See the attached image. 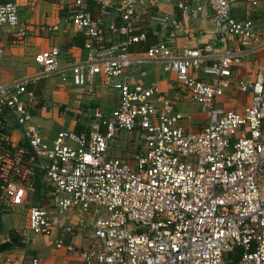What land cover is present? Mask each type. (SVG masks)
Returning a JSON list of instances; mask_svg holds the SVG:
<instances>
[{
  "label": "built area",
  "instance_id": "1",
  "mask_svg": "<svg viewBox=\"0 0 264 264\" xmlns=\"http://www.w3.org/2000/svg\"><path fill=\"white\" fill-rule=\"evenodd\" d=\"M150 1L162 0H123L116 7L121 24L106 27L110 0H73L69 23L85 38V58L63 63L59 49L51 47L34 56L40 74L0 81V194L19 199L33 193L36 170L44 186L45 199L28 209L18 236L28 242L56 232L88 234L84 247L54 242L56 249L76 254L79 264H264V75L233 79L244 59L264 48V23L236 19L237 0L190 6L164 0L193 19L212 21L223 46L174 51L165 40L135 51L144 40V15L160 26H178L171 15L148 12ZM246 1L264 9V0ZM89 3L99 8L96 18ZM4 27L14 38L27 36L13 2L0 3V35ZM106 31L117 38L105 43ZM145 63H160L174 74L178 88L204 114L203 127L186 128L190 115L155 83L146 85L129 72ZM98 73L117 92V106L109 114H91L87 131L62 130L47 141L30 122L39 103L30 86L57 76L88 87ZM231 92L249 97L241 111L220 105ZM9 120L21 131L17 141ZM121 133L136 138L132 161L110 153ZM74 215V223L66 222ZM237 248L238 259L226 260ZM0 264L23 262L3 255ZM29 264H40V258Z\"/></svg>",
  "mask_w": 264,
  "mask_h": 264
},
{
  "label": "crops",
  "instance_id": "2",
  "mask_svg": "<svg viewBox=\"0 0 264 264\" xmlns=\"http://www.w3.org/2000/svg\"><path fill=\"white\" fill-rule=\"evenodd\" d=\"M111 6L105 15V25H120L116 7L123 0H110ZM149 2V0H145ZM188 6L197 4L200 0H176ZM13 2L18 8V19L21 26L27 30L25 38H14L7 27L2 29L0 35V81L10 82L40 74L42 68L34 61V56L51 47H56L60 52L61 62L80 61L85 58L84 36L74 31L69 23V16L74 13L73 0H6ZM152 2V1H150ZM148 12H161L173 16L178 26L167 28L148 21L143 16L142 28L144 40L134 46L135 51H143L145 48L158 41L167 40L174 51H179L184 46L191 48H202L208 44L223 46L219 40L217 26L210 20H197L191 18L187 13L183 14L176 6L167 1L152 2ZM87 10L96 18L99 8L89 3ZM141 11V10H140ZM232 15L236 19L251 18L258 25H263L264 9L251 7L246 0H237L233 6ZM41 26L57 27L56 31H40ZM107 30V29H106ZM117 36L105 32L104 41L109 43ZM104 43V44H105ZM232 46L236 42L230 40ZM253 48L255 44H248ZM134 76L144 84L155 83L158 88L166 92L170 99L174 100L175 107L184 114L190 115V119L184 122V126L190 130H198L204 125V116L199 127H190L191 114L187 112L184 104H181V93L172 72H165L160 63H145L135 65L131 71ZM257 73L264 75V48L257 49L244 59L242 66L234 72L235 81L252 79ZM30 88L34 89L39 103L31 109L30 122L38 127L42 136L50 141L59 131H87L89 116L95 111L109 114L118 103L117 92L105 86L101 75H96L95 81L88 87H76L70 81L61 82L57 76L40 77ZM184 93V92H183ZM185 94V93H184ZM228 95V96H227ZM221 100V106L229 110L235 107L241 111L249 102V97H242V104H231L232 100L226 101L229 93ZM186 96V95H185ZM187 98V97H186ZM189 102V101H188ZM192 104V103H190ZM244 104V105H243ZM243 105V106H242ZM197 115V114H196ZM87 121V123H86ZM9 131L13 140L21 138V131L15 123L9 120ZM48 128V131L45 129ZM77 127L79 128L77 130ZM135 138V137H134ZM136 140V138H135ZM77 216H71L69 221L74 223ZM0 221H3L0 218ZM17 228H8L5 235L0 236V256L9 255L18 259L23 264H29L32 258H40V264H79L80 260L74 253L67 252L64 248L56 249L55 240H61L63 244L71 243L75 247H84L91 241L89 235L77 234L74 236L64 235L56 232L51 237L36 236L30 241L24 242ZM227 260V258H226ZM231 264V263H226Z\"/></svg>",
  "mask_w": 264,
  "mask_h": 264
},
{
  "label": "rangeland",
  "instance_id": "3",
  "mask_svg": "<svg viewBox=\"0 0 264 264\" xmlns=\"http://www.w3.org/2000/svg\"><path fill=\"white\" fill-rule=\"evenodd\" d=\"M180 93L182 97L181 104H184V107L187 110V112L185 113H189L192 116L191 121H189L190 127L191 128L192 126L199 127L201 125L200 123H202L201 118L202 117L204 118V116L200 112L199 106L196 104H190L185 94L183 92ZM229 95L230 96L226 97L225 100L226 101L232 100L231 101L232 105L242 104L243 102V101L241 102L242 97H246L245 95L238 94L235 92H231L229 93ZM229 110H237V109L233 107L230 108ZM45 129L48 131V128L45 127ZM134 137L135 136L133 134L131 135L124 133L118 134L111 144V150H110L111 155L126 158L132 161L133 156L137 153L136 140ZM34 173L36 176H35V190L33 193L27 194V196H25L24 198H19V199L6 198L0 194V218L3 220L0 221V236L5 235V230H7L8 228L13 227L15 229L21 226L20 228H18L19 231L23 229L26 225L28 209L32 206L37 205L39 202L45 199V195L43 196L44 186L41 182V176L39 172H37V170L34 171Z\"/></svg>",
  "mask_w": 264,
  "mask_h": 264
},
{
  "label": "trees",
  "instance_id": "4",
  "mask_svg": "<svg viewBox=\"0 0 264 264\" xmlns=\"http://www.w3.org/2000/svg\"><path fill=\"white\" fill-rule=\"evenodd\" d=\"M3 2H6V0H0V3H3ZM78 129L79 128L77 127V130ZM240 252H241L240 248H237L235 254L228 255L227 260L236 261L239 257Z\"/></svg>",
  "mask_w": 264,
  "mask_h": 264
}]
</instances>
